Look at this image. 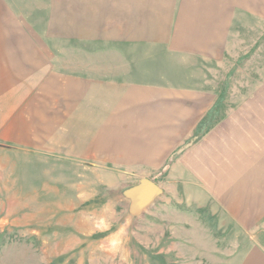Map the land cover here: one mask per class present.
Returning a JSON list of instances; mask_svg holds the SVG:
<instances>
[{
  "label": "rangeland",
  "instance_id": "374dc122",
  "mask_svg": "<svg viewBox=\"0 0 264 264\" xmlns=\"http://www.w3.org/2000/svg\"><path fill=\"white\" fill-rule=\"evenodd\" d=\"M263 231L264 0H0V264H264Z\"/></svg>",
  "mask_w": 264,
  "mask_h": 264
},
{
  "label": "water",
  "instance_id": "95a60500",
  "mask_svg": "<svg viewBox=\"0 0 264 264\" xmlns=\"http://www.w3.org/2000/svg\"><path fill=\"white\" fill-rule=\"evenodd\" d=\"M132 201V208L135 212L147 208L159 195L162 194L161 188L153 181L143 179L139 185L128 191Z\"/></svg>",
  "mask_w": 264,
  "mask_h": 264
},
{
  "label": "crops",
  "instance_id": "0c3cea01",
  "mask_svg": "<svg viewBox=\"0 0 264 264\" xmlns=\"http://www.w3.org/2000/svg\"><path fill=\"white\" fill-rule=\"evenodd\" d=\"M201 162H206V159H203V160L201 159V161H199V163H201ZM201 164H203V163H201ZM228 195H229L230 197H234V196H235V192H234V190L231 191V193H229ZM263 236H264V231H263ZM261 237H262V236H261ZM258 259L260 260V259H262V258L259 257ZM260 264H261V263H260Z\"/></svg>",
  "mask_w": 264,
  "mask_h": 264
}]
</instances>
